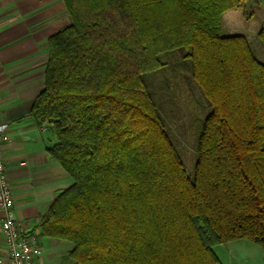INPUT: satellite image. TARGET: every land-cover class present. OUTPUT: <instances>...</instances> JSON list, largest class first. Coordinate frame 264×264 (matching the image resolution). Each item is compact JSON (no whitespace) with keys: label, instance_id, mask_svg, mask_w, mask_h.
Masks as SVG:
<instances>
[{"label":"trees","instance_id":"1","mask_svg":"<svg viewBox=\"0 0 264 264\" xmlns=\"http://www.w3.org/2000/svg\"><path fill=\"white\" fill-rule=\"evenodd\" d=\"M244 0H63L30 117L73 184L39 228L76 264H221L213 248L264 249V62L223 15ZM258 38L264 47V29ZM184 49L210 113L187 173L148 85Z\"/></svg>","mask_w":264,"mask_h":264},{"label":"crops","instance_id":"2","mask_svg":"<svg viewBox=\"0 0 264 264\" xmlns=\"http://www.w3.org/2000/svg\"><path fill=\"white\" fill-rule=\"evenodd\" d=\"M69 24L63 0H0V117L8 124L2 150L15 215L37 234L41 264H73V244L46 237L38 226L73 180L48 153L56 143L53 126L30 117L44 89L48 40ZM2 220L0 213V260L7 264Z\"/></svg>","mask_w":264,"mask_h":264},{"label":"rangeland","instance_id":"3","mask_svg":"<svg viewBox=\"0 0 264 264\" xmlns=\"http://www.w3.org/2000/svg\"><path fill=\"white\" fill-rule=\"evenodd\" d=\"M264 29V0H244L238 9L223 15L224 36L242 35L249 41L257 58L264 62V47L258 34ZM184 49L160 55L165 66L150 75L148 85L171 138L190 176L195 174L197 128L210 113L207 100L192 77L191 61ZM214 253L221 264H264V249L248 239L218 244ZM73 264L75 262L71 261Z\"/></svg>","mask_w":264,"mask_h":264},{"label":"built area","instance_id":"4","mask_svg":"<svg viewBox=\"0 0 264 264\" xmlns=\"http://www.w3.org/2000/svg\"><path fill=\"white\" fill-rule=\"evenodd\" d=\"M8 124L0 117V213L3 214L2 231L8 246L7 264H41L42 247L37 234L29 232L15 215L13 191L8 179L2 145ZM0 264H5L0 260Z\"/></svg>","mask_w":264,"mask_h":264}]
</instances>
